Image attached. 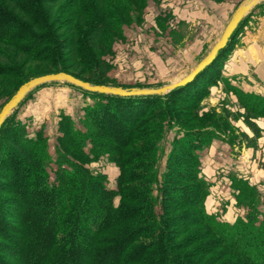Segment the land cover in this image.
<instances>
[{"label": "trees", "instance_id": "16d2710c", "mask_svg": "<svg viewBox=\"0 0 264 264\" xmlns=\"http://www.w3.org/2000/svg\"><path fill=\"white\" fill-rule=\"evenodd\" d=\"M143 1L0 0V75L22 76L16 65L38 60L47 68L14 91L58 71L132 87L106 83L102 72L110 66L106 48ZM238 26L210 64L165 94L121 96L77 87L91 102L77 116L61 113L53 155L43 129L30 135L12 111L0 126V264H197L175 253L182 242H172L188 225L197 227L198 240L207 239L199 249L216 253L214 264H264L263 197L254 184L232 178L236 204L245 212L228 222L207 209L210 184L201 153L223 132L214 124L184 127L174 104L187 100L200 119L212 114L199 112L201 103ZM240 103L264 117V95L242 92ZM173 128L165 153L160 142ZM102 158L118 167L115 187L86 165ZM178 207L186 211L175 215Z\"/></svg>", "mask_w": 264, "mask_h": 264}, {"label": "rangeland", "instance_id": "374dc122", "mask_svg": "<svg viewBox=\"0 0 264 264\" xmlns=\"http://www.w3.org/2000/svg\"><path fill=\"white\" fill-rule=\"evenodd\" d=\"M242 1L144 0L140 6L134 4L130 10L131 18L124 24L123 32L120 35L115 34L112 44L106 48L105 58L110 66L102 72L103 81L126 86L158 87L183 76L208 52L232 12ZM254 35L264 38V0L253 6L241 20L228 48L217 61L218 77L216 82L210 85L209 94L202 100L199 110L201 113L212 114L200 119L187 100L174 99L175 107L180 112L178 116L181 125L194 127L214 124L223 132L224 137L214 139L201 153V171L205 168V171L210 172V177H207L202 171L210 184L205 201L207 209L218 213L221 219L228 222H233L245 212V208L236 204L235 190L231 186L232 178L245 179L254 184L250 181L253 172L256 169L264 170V163L256 156V150L251 155V147L256 148V140L260 136L259 128L255 124L258 117L248 113L240 103L242 92L261 94L244 91L239 83L234 84L226 74L228 59L235 48L245 45L246 39ZM16 67L20 68L22 76L19 73L17 76L13 75L10 71L0 75V109L16 91L14 88L22 79L47 68L38 60H32L28 64L20 62ZM77 87L61 81L42 83L28 92L12 110L13 115L27 125L30 135L43 129L52 155L53 144L59 134L57 122L61 113L77 116L81 113V106L91 102ZM214 118L211 123L210 120ZM251 122L256 125L255 130L250 126ZM245 128L252 134H247ZM176 130L173 128L168 131L160 142L165 153L170 149V142ZM165 160L164 154L157 162L160 172L165 169ZM86 165L103 173L107 185L115 187L118 167L113 162L102 158ZM141 171H144V168ZM174 176L172 173L171 177ZM259 178L260 181L254 185L264 199L262 172ZM188 183L183 182L185 185ZM118 200L119 197H115V203ZM184 211L185 207H178L174 214L180 215ZM198 239L197 227L188 225L183 236H176L172 240L175 243L182 242L181 249L175 253L197 264H214L218 256L216 253L215 256L211 253L201 254L199 247L204 246L207 239Z\"/></svg>", "mask_w": 264, "mask_h": 264}, {"label": "water", "instance_id": "95a60500", "mask_svg": "<svg viewBox=\"0 0 264 264\" xmlns=\"http://www.w3.org/2000/svg\"><path fill=\"white\" fill-rule=\"evenodd\" d=\"M261 0H243L232 12L230 18L226 22L220 36L212 44L208 52L195 64V66L183 76L158 87H122L118 85L107 84H93L82 80L64 71L45 73L28 79L23 82L11 97L2 105L0 109V126L11 111L18 105V103L37 85L45 82L61 81L68 82L84 90L91 92H99L106 94H115L121 96L131 95H146V94H165L175 87L184 85L191 81L198 72L210 64L217 56L218 51L222 49L231 34L236 29L240 21L245 17L249 10Z\"/></svg>", "mask_w": 264, "mask_h": 264}, {"label": "crops", "instance_id": "0c3cea01", "mask_svg": "<svg viewBox=\"0 0 264 264\" xmlns=\"http://www.w3.org/2000/svg\"><path fill=\"white\" fill-rule=\"evenodd\" d=\"M264 38L254 35L246 39V44L235 48L228 59L226 74L234 84H238L244 91H253L264 95ZM255 124L259 128L260 136L256 140V148L251 147V155L255 154L264 163V117L255 119ZM251 135L248 128L244 129ZM214 145L217 143H213ZM211 147V146H210ZM207 177L210 172L205 171ZM264 175V170L256 169L250 177L251 183L260 181L259 174Z\"/></svg>", "mask_w": 264, "mask_h": 264}]
</instances>
